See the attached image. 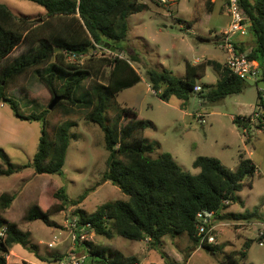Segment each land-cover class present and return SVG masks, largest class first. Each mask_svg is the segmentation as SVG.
<instances>
[{"label": "trees", "instance_id": "1", "mask_svg": "<svg viewBox=\"0 0 264 264\" xmlns=\"http://www.w3.org/2000/svg\"><path fill=\"white\" fill-rule=\"evenodd\" d=\"M31 1L46 9L45 17L34 20L30 15L14 12L0 3V101L8 103L19 119L40 122L41 135L37 151L28 164L14 165L0 148V158L4 161V165L0 164V175H12L28 167H33L36 174H62L73 137L71 129L76 125L70 117L83 115L86 120L98 124L105 134L109 156L104 182L111 181L128 198L103 203L92 214L81 209L75 212L79 216L78 223H89L96 234L111 238L116 233L130 240H147L150 247L160 253L163 264H176L162 249L164 238L167 235H187L199 247V212H213L214 219L219 220L261 218L258 207L245 213L227 212L238 199V192L246 185L252 186V177L257 170L256 164L244 154H240L235 169L224 165L219 158L199 156L193 163L200 169L198 173L184 170L169 152L158 158L152 156L154 145L145 136V131L153 123L139 119L137 112L130 107L121 108L116 99L119 92L141 80L133 65V61L139 60L138 55L126 58L116 53L110 58H99L92 64L70 60L72 56L78 58L104 47L103 42L124 51L121 42L128 37L129 17L147 9L145 3L140 0ZM239 3L254 41L253 48L246 55L259 63L264 79V0H239ZM235 45L238 52L244 53L247 49V46L236 42ZM18 48L22 49L21 53L12 56ZM107 66L111 70L105 76L103 73ZM206 69L205 61H187L183 77L167 68L147 69V77L164 101L173 97L188 100L196 94L206 103L216 104L229 95L243 92L250 85L225 65L223 78L214 85L203 87L198 80L206 74ZM32 73L37 75L51 99L48 108L25 114L19 102L8 92L19 87L22 98L37 109L40 98L28 87L20 85L23 77ZM88 79L90 82L86 86ZM197 86L201 89L197 90ZM262 92L259 89V100ZM55 96L60 99L53 109H60L68 119L50 133L47 126L48 113L51 112L49 105ZM262 103L264 105V101ZM112 107L116 108L117 116L109 117L110 124H106V113ZM126 117L130 119L123 123ZM245 118L235 116L234 121L240 127L246 126ZM87 193L78 200H71L66 188H60L55 196L61 203L55 210L81 203ZM15 198V195L7 193L0 196V226H8L7 239L0 244V264H8L6 254L16 244L33 248L30 246L31 233L2 215ZM52 211V208H44L35 202L26 209L23 219L50 223ZM253 242H245V251L229 254L227 263L238 264L237 256L245 258ZM83 245L88 264H140L138 257L127 256L118 249L99 247L90 241H84ZM203 248L216 251L217 246L205 244ZM16 264L32 263L22 261Z\"/></svg>", "mask_w": 264, "mask_h": 264}, {"label": "rangeland", "instance_id": "2", "mask_svg": "<svg viewBox=\"0 0 264 264\" xmlns=\"http://www.w3.org/2000/svg\"><path fill=\"white\" fill-rule=\"evenodd\" d=\"M140 1L147 5V9L129 17L128 37L125 42H121L125 50L120 55L126 58L134 54L139 56L133 65L140 73L141 80L119 92L117 103L121 108L130 107L135 110L139 119L153 123L145 131V136L154 145V158L169 152L184 170L191 173L200 171L193 166L199 156L219 158L231 169L238 166L241 153L250 158L257 166L252 186L246 185L238 192V199L227 212L245 213L258 207L260 213H263L264 134L255 131L249 138L234 121L235 116L247 115L256 107L259 88L250 84L243 92L229 95L216 104L206 103L196 94L188 100L173 97L170 101H164L152 88L147 77V69L150 68H167L183 77L187 61H205L206 74L198 83L207 87L222 79L228 53L220 47L218 37L230 23L228 0H217L216 4L213 0H175L168 3L160 0ZM0 3L6 4L14 12L30 15L34 20L46 16V9L31 0H0ZM235 40L241 46L254 44L249 32L245 36H235ZM21 51L18 48L12 56H18ZM115 54L101 47L78 58L72 56L70 60L92 64L99 58H110ZM104 69L103 74L108 76L111 67ZM23 78L20 85L28 87L40 98V106L35 109L23 99L19 87L9 90V96L19 102L21 111L31 114L48 108L51 96L38 81L37 75L32 73ZM89 82L90 79L86 81V86ZM106 116V124H110L109 117L117 116L116 108H110ZM67 119L60 109H52L48 113V131L51 133ZM70 119L76 125L71 129L73 137L62 174H36L33 167H28L12 175H0V196L7 193L16 197L10 208L2 211V215L17 223L20 229L29 231L30 246H33L29 248L16 244L9 251L8 264L22 261L32 264H68L72 258L85 254L83 240L99 247L118 249L127 256H136L140 264H163L164 259L150 247L147 240H130L116 233L107 238L96 234L91 226L78 223L79 216L75 213L78 209L92 214L103 203L128 198L111 181L104 182L109 152L105 148L102 128L86 120L83 115L72 116ZM129 119L124 118L123 123ZM40 135V122L19 119L8 103L0 101V148L14 165L32 161ZM0 164L4 165L2 158ZM62 187L66 188L71 200H78L86 191L88 193L81 203L68 204L66 208L56 211L61 201L55 193ZM35 202L44 208H52L50 223L23 219L26 209ZM213 220L218 233L216 251L196 247L187 235L165 236L162 249L176 264H228L229 254L245 251V242L254 240L245 258L237 256V263L264 264V243L256 239L257 226L252 225L254 218L241 221ZM76 233L85 234L86 239L74 240ZM51 243L53 247L49 245ZM88 263L87 259L85 264Z\"/></svg>", "mask_w": 264, "mask_h": 264}, {"label": "built area", "instance_id": "3", "mask_svg": "<svg viewBox=\"0 0 264 264\" xmlns=\"http://www.w3.org/2000/svg\"><path fill=\"white\" fill-rule=\"evenodd\" d=\"M162 3H168L175 0H160ZM228 14L230 15V23L227 29L221 32L219 38L220 47L228 53V58L226 61L227 67L237 76L243 79H250L258 81L262 78V70L259 66V63L256 60H251L247 57L245 53L238 52L235 45V36H245L249 32V25L247 23L246 14L241 7L239 0H228ZM197 90H200L201 87L197 86ZM264 90L259 100V104L254 107L251 113L245 116L246 126H242V131L244 134L248 135L249 138L255 131L264 134ZM200 117H203L202 114H199ZM204 123L205 120H202ZM228 203V201H226ZM264 208V205H263ZM198 231L200 235L199 247L207 245H215L218 243L217 240V225L214 223V214L213 212H199L198 213ZM76 225V224H74ZM252 225H256V237L259 242L264 243V212L261 213V218L255 220ZM83 226H91L89 223L84 224ZM8 235V226L4 224L0 226V244L5 242ZM86 239L85 234H75L74 240ZM86 240H83L84 242ZM53 247V243L49 244ZM9 252L6 254V258H9ZM87 260V254H83L78 257H74L68 262V264H85Z\"/></svg>", "mask_w": 264, "mask_h": 264}, {"label": "water", "instance_id": "4", "mask_svg": "<svg viewBox=\"0 0 264 264\" xmlns=\"http://www.w3.org/2000/svg\"><path fill=\"white\" fill-rule=\"evenodd\" d=\"M251 30V28L249 27V31ZM103 46L107 49H109L111 52H116L117 54H121L123 49L122 48H117L115 45L106 42V43H102ZM263 72V71H261ZM250 84L252 85H256L259 89L264 90V79L260 78L258 81L255 80H251ZM60 99L59 96H55V98L52 100V102L49 105V109H53L55 107V105L57 104L58 100ZM185 262H187V258L185 259Z\"/></svg>", "mask_w": 264, "mask_h": 264}, {"label": "crops", "instance_id": "5", "mask_svg": "<svg viewBox=\"0 0 264 264\" xmlns=\"http://www.w3.org/2000/svg\"><path fill=\"white\" fill-rule=\"evenodd\" d=\"M213 2L216 4L217 0H213ZM252 48H253V45L247 46V49H246L245 53L247 54Z\"/></svg>", "mask_w": 264, "mask_h": 264}]
</instances>
